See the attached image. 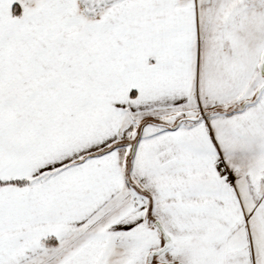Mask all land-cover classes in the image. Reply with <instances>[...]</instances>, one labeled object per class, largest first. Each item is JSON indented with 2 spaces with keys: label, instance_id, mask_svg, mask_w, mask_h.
<instances>
[{
  "label": "snow or ice",
  "instance_id": "6c2138e0",
  "mask_svg": "<svg viewBox=\"0 0 264 264\" xmlns=\"http://www.w3.org/2000/svg\"><path fill=\"white\" fill-rule=\"evenodd\" d=\"M0 264H264V0H0Z\"/></svg>",
  "mask_w": 264,
  "mask_h": 264
}]
</instances>
